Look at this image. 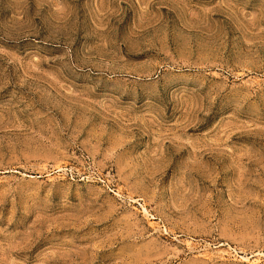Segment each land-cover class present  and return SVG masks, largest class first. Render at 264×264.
Returning a JSON list of instances; mask_svg holds the SVG:
<instances>
[{"label": "rangeland", "instance_id": "rangeland-1", "mask_svg": "<svg viewBox=\"0 0 264 264\" xmlns=\"http://www.w3.org/2000/svg\"><path fill=\"white\" fill-rule=\"evenodd\" d=\"M0 264H264V0H0Z\"/></svg>", "mask_w": 264, "mask_h": 264}]
</instances>
